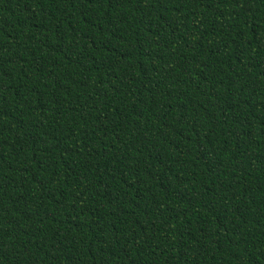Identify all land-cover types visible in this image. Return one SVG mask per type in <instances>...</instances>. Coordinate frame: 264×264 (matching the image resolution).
Returning <instances> with one entry per match:
<instances>
[{
    "label": "trees",
    "instance_id": "16d2710c",
    "mask_svg": "<svg viewBox=\"0 0 264 264\" xmlns=\"http://www.w3.org/2000/svg\"><path fill=\"white\" fill-rule=\"evenodd\" d=\"M0 264H264V0H0Z\"/></svg>",
    "mask_w": 264,
    "mask_h": 264
}]
</instances>
